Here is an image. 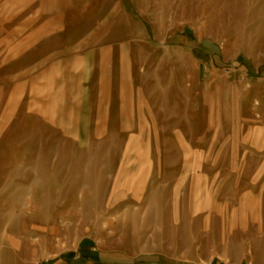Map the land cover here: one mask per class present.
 <instances>
[{"label": "rangeland", "instance_id": "rangeland-1", "mask_svg": "<svg viewBox=\"0 0 264 264\" xmlns=\"http://www.w3.org/2000/svg\"><path fill=\"white\" fill-rule=\"evenodd\" d=\"M112 1L100 40L130 45L142 109L129 126L96 112L82 142L23 117L0 126V264H53L83 247L264 264V155L245 141L263 145L264 0Z\"/></svg>", "mask_w": 264, "mask_h": 264}, {"label": "crops", "instance_id": "crops-1", "mask_svg": "<svg viewBox=\"0 0 264 264\" xmlns=\"http://www.w3.org/2000/svg\"><path fill=\"white\" fill-rule=\"evenodd\" d=\"M103 1L0 0V126L23 117L54 128L64 141L82 142L83 128L99 125L92 123L100 120L96 112L117 110V125H131L142 108L131 82L130 45L100 40L116 12L112 0L102 12ZM99 14L109 17L90 27ZM245 141L252 154L264 155V133L260 147ZM259 186L257 209L264 206V181ZM73 254L53 264H167L160 256L111 257L85 247Z\"/></svg>", "mask_w": 264, "mask_h": 264}, {"label": "built area", "instance_id": "built-area-1", "mask_svg": "<svg viewBox=\"0 0 264 264\" xmlns=\"http://www.w3.org/2000/svg\"><path fill=\"white\" fill-rule=\"evenodd\" d=\"M247 264H253L252 262H247Z\"/></svg>", "mask_w": 264, "mask_h": 264}]
</instances>
